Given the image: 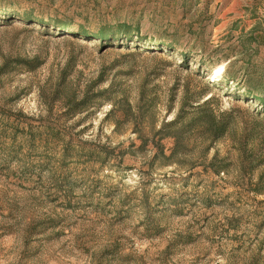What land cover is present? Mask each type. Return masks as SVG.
<instances>
[{
	"label": "rangeland",
	"instance_id": "1",
	"mask_svg": "<svg viewBox=\"0 0 264 264\" xmlns=\"http://www.w3.org/2000/svg\"><path fill=\"white\" fill-rule=\"evenodd\" d=\"M0 264H264V0H0Z\"/></svg>",
	"mask_w": 264,
	"mask_h": 264
},
{
	"label": "trees",
	"instance_id": "2",
	"mask_svg": "<svg viewBox=\"0 0 264 264\" xmlns=\"http://www.w3.org/2000/svg\"><path fill=\"white\" fill-rule=\"evenodd\" d=\"M51 21H53L54 24H59V23L62 24V22L59 21L58 19H53ZM64 25L68 26V24H64ZM127 27L128 26L125 23L118 25L117 27H114V28L100 27L96 32H93V33H95V35H103V36H109V34H110L112 38H124V37H127L129 35L128 34L129 32L127 31ZM78 30L82 31V29L80 27ZM120 30L123 33H119ZM93 33H91V34H93Z\"/></svg>",
	"mask_w": 264,
	"mask_h": 264
},
{
	"label": "bare ground",
	"instance_id": "3",
	"mask_svg": "<svg viewBox=\"0 0 264 264\" xmlns=\"http://www.w3.org/2000/svg\"><path fill=\"white\" fill-rule=\"evenodd\" d=\"M219 69L221 70L222 69V71L224 70V66L222 65V64H220L219 66H217L216 68H215V70H216V75L214 76V78L217 80V74H218V72H219ZM211 75V74H210Z\"/></svg>",
	"mask_w": 264,
	"mask_h": 264
}]
</instances>
